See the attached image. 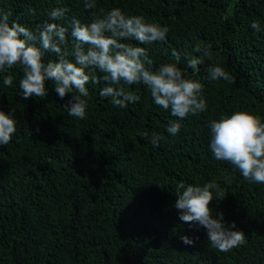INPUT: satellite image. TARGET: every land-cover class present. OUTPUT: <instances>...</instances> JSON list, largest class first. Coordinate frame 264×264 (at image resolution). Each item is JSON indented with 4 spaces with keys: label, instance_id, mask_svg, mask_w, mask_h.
<instances>
[{
    "label": "trees",
    "instance_id": "obj_1",
    "mask_svg": "<svg viewBox=\"0 0 264 264\" xmlns=\"http://www.w3.org/2000/svg\"><path fill=\"white\" fill-rule=\"evenodd\" d=\"M114 7L169 28L164 41L140 46L154 70L176 62L179 52L185 77L204 85L207 110L180 120L143 85L125 86L138 102L113 107L100 96L104 74L91 69L101 82L86 85L89 107L79 120L63 107L72 93L61 99L49 81L46 98L23 99L21 68L0 73V109L18 121L11 142L0 145V264H264V184L245 180L209 147L212 120L243 110L264 121V0H97L93 10L84 0H0L10 21L34 32L44 22L90 23ZM54 8L66 9L63 20L50 19ZM197 45L210 46L211 57L194 70L186 60L201 55ZM216 65L235 83L210 79ZM9 74L13 85L5 87ZM172 121L181 123L176 136L167 132ZM153 134L162 136L158 146ZM212 181L220 188L213 215L246 234V243L227 253L211 248L207 229L183 222L175 207L181 184ZM184 235L194 243H183Z\"/></svg>",
    "mask_w": 264,
    "mask_h": 264
},
{
    "label": "clouds",
    "instance_id": "obj_2",
    "mask_svg": "<svg viewBox=\"0 0 264 264\" xmlns=\"http://www.w3.org/2000/svg\"><path fill=\"white\" fill-rule=\"evenodd\" d=\"M88 10L96 9L97 0H84ZM28 15L36 13L35 8L26 10ZM100 15L94 13L90 23L73 19L68 27L56 22H44L36 32L18 21H10V13L0 10V73L19 67L22 78L19 89L23 99L33 96L46 98L47 82L54 85L55 92L63 99L72 93L64 104V110L71 117L83 120L89 107V82L100 83L89 70L103 73L104 86L100 96L110 98L113 107L126 108L140 100V96L125 86L143 85L151 94L156 105L180 120L189 115H197L207 110L203 98L204 85L201 81L186 78L177 66L181 55L173 51L176 62L161 64L153 69L148 51L140 45L164 41L169 32L167 26L148 22L143 16H129L120 8L114 7ZM66 9L54 8L49 16L52 21L63 20ZM260 30L259 22L251 25ZM72 39V49L66 50L68 35ZM134 40V45L128 41ZM200 56L188 57L187 66L197 69L204 58L211 57L210 46L194 49ZM46 53H55V61H45ZM69 56L73 57L72 59ZM209 78L235 83V79L222 66L208 68ZM3 85H13L11 74L4 76ZM15 109H13V112ZM17 119L12 113L0 109V145H8L17 131ZM210 150L215 159L226 161L239 170L247 181L264 184V121L259 115L248 111H236L220 119L209 122ZM181 123L172 121L167 132L176 136ZM148 138L147 133H143ZM162 136L153 134L151 143L158 146ZM175 207L180 210L183 222H197L207 229L209 246L219 252H229L246 243V234L235 228V222L227 225L223 214L213 215L210 202L220 197L219 185L209 182L203 186H179ZM216 191V196L213 195ZM185 244L194 240L187 235L181 237Z\"/></svg>",
    "mask_w": 264,
    "mask_h": 264
}]
</instances>
